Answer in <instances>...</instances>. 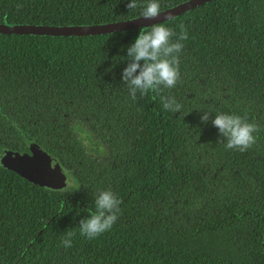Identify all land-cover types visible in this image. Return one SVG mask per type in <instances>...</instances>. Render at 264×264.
<instances>
[{
	"label": "trees",
	"instance_id": "1",
	"mask_svg": "<svg viewBox=\"0 0 264 264\" xmlns=\"http://www.w3.org/2000/svg\"><path fill=\"white\" fill-rule=\"evenodd\" d=\"M184 1L159 0L161 11ZM129 2L0 0V24L116 22L140 16L148 0ZM160 23L177 35L187 28L181 79L136 100L122 71L142 27L0 33V154L34 142L74 182L53 190L0 165V264H264V0H212ZM162 97L181 111L164 109ZM215 112L259 124L256 143L227 149ZM109 188L121 212L89 240L79 222Z\"/></svg>",
	"mask_w": 264,
	"mask_h": 264
},
{
	"label": "clouds",
	"instance_id": "2",
	"mask_svg": "<svg viewBox=\"0 0 264 264\" xmlns=\"http://www.w3.org/2000/svg\"><path fill=\"white\" fill-rule=\"evenodd\" d=\"M130 10L138 7L137 0H130L126 5ZM161 13L159 0H148L140 17L154 19ZM166 19H172L168 16ZM177 35L174 28L164 23H155L151 27H142L138 36L127 48L128 64L122 71V81L128 86L133 100L146 96L150 91L159 93L163 88H173L181 79L179 70V54L183 50V41L188 38L186 26L178 25ZM175 37V39H174ZM163 107L174 113L180 112L182 105L175 97H162ZM202 123L209 120V112H204ZM212 124L226 139L225 147L245 152L256 143V135L261 128L257 123L250 122L247 117L235 113L215 112ZM122 201L110 188L101 190L95 195V210L79 222L80 235L89 240L95 239L109 231L116 223L121 212ZM75 232L68 231L61 243L65 248L72 246Z\"/></svg>",
	"mask_w": 264,
	"mask_h": 264
},
{
	"label": "water",
	"instance_id": "3",
	"mask_svg": "<svg viewBox=\"0 0 264 264\" xmlns=\"http://www.w3.org/2000/svg\"><path fill=\"white\" fill-rule=\"evenodd\" d=\"M212 0H187L171 8L162 10L154 19L134 17L116 22H106L86 25H43V24H0L2 34H31L40 36H93L126 31L139 27H149L163 22L168 16L176 17L199 5ZM0 165L11 170L38 186L58 190L66 186V176L58 161L43 151L41 147L31 142L29 152L4 151L0 154ZM264 249V235H263Z\"/></svg>",
	"mask_w": 264,
	"mask_h": 264
},
{
	"label": "flooded vegetation",
	"instance_id": "4",
	"mask_svg": "<svg viewBox=\"0 0 264 264\" xmlns=\"http://www.w3.org/2000/svg\"><path fill=\"white\" fill-rule=\"evenodd\" d=\"M93 144H94V148L91 150V156L93 158H95V161H99V160L103 159V156L101 155V152L98 151L99 144H96V143H93ZM96 145H98L97 148H95ZM28 148H29V146H28ZM97 153L100 155V157L96 156ZM62 171L64 172V174L66 176V186L64 188H62V189H65L67 186L70 187V188H73L74 187V182H73V179L69 175V171H67V168H64V167H62ZM62 189H58V190H62Z\"/></svg>",
	"mask_w": 264,
	"mask_h": 264
},
{
	"label": "rangeland",
	"instance_id": "5",
	"mask_svg": "<svg viewBox=\"0 0 264 264\" xmlns=\"http://www.w3.org/2000/svg\"><path fill=\"white\" fill-rule=\"evenodd\" d=\"M89 144L94 146V144H93L92 141H90ZM97 147H98V145L95 146V148H97ZM93 148H94V147H93ZM98 151L101 152L99 148H98ZM101 155L104 156V155H105V151L101 152ZM96 156H97V157H100V155H99L98 153L96 154Z\"/></svg>",
	"mask_w": 264,
	"mask_h": 264
}]
</instances>
